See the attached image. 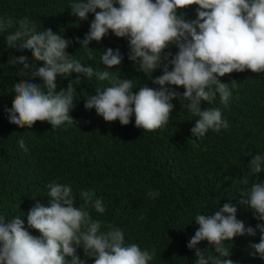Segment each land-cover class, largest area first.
Wrapping results in <instances>:
<instances>
[{"label": "clouds", "instance_id": "obj_1", "mask_svg": "<svg viewBox=\"0 0 264 264\" xmlns=\"http://www.w3.org/2000/svg\"><path fill=\"white\" fill-rule=\"evenodd\" d=\"M197 5L196 16L189 19L178 9ZM74 22L90 21L83 38L74 40L89 52L92 41L100 42L111 32L128 42V60L146 76L147 83L133 91V79L121 77L110 69L119 67L124 55L119 48L107 47L100 56L104 70L93 68L73 59L66 51L71 40L51 28L37 31L28 18L14 21L0 16V33H6V47L31 53L9 55L7 64L18 67L27 79L13 85L15 93L11 107L5 106L9 123L32 128L36 121H47L56 129L64 123L76 124L70 115L74 108V94L82 78L107 81V86L95 88V94L85 99L86 109H95L106 122L119 120L128 125L135 117V127L146 131L163 128L170 122L175 105L183 100L196 119L190 129L193 137L200 138L211 129L219 132L229 127L218 107L201 108V102L210 104L217 95L227 106L232 91L229 83L220 77L234 71L264 72V0H72L69 5ZM99 9V11L97 10ZM175 46L177 51L169 49ZM36 62H42L38 65ZM161 69L162 74L153 76ZM76 73L74 78L72 74ZM57 77L68 78L66 87L58 90ZM71 77V79H69ZM39 78L42 83L34 82ZM235 86L236 81H231ZM182 86L184 91L177 88ZM25 152L24 139L18 140ZM251 160L240 177L244 185L238 205L250 209L258 221H264V182L250 178L264 172V154H248ZM225 180L232 179L230 176ZM47 206L37 200L27 211V227L20 216L5 218L0 215V264H149L155 250L141 249L137 244H126L123 230L94 220L88 209L104 213L102 198L93 191L81 190L83 203L77 207L71 185L51 181L46 185ZM150 197L159 192L149 190ZM237 205L224 203L212 214L198 213L194 222L198 227L187 241L194 250V264H239L226 257L231 250L224 242L237 236H256L259 242L249 241L251 255L264 259V223L255 227L245 225L237 218ZM29 229L38 230L39 236ZM207 241L215 254H206L198 247ZM77 249H82L81 259ZM70 257V259H68Z\"/></svg>", "mask_w": 264, "mask_h": 264}, {"label": "trees", "instance_id": "obj_2", "mask_svg": "<svg viewBox=\"0 0 264 264\" xmlns=\"http://www.w3.org/2000/svg\"><path fill=\"white\" fill-rule=\"evenodd\" d=\"M71 2L0 0V16L14 21L28 18L37 31L51 28L72 41L66 51L73 59L100 70H104L100 60L103 50L119 48L124 60L110 71L133 79L134 92L143 83L155 87L128 60L125 38L109 32L100 42L92 41L91 58L87 50L80 48L74 38H83L94 15L89 14V20L79 22L77 27L76 17L69 9ZM196 7L177 11L194 19ZM5 35L0 33V215L20 216L27 227V211L37 200L47 206L46 185L54 180L71 185L77 207L83 203L80 191H93L105 206L102 214L88 209L94 220L101 221V231L108 224L114 225L123 230L126 244L135 243L142 250L154 249L155 256L149 264H194V250L187 247V241L198 227L195 216L212 214L229 199L237 205V218L246 226L264 223L250 209L237 204L245 187L239 180L252 158L248 154H264V72L234 71L220 77L232 91L228 105L221 104L217 95L210 104L202 101L201 108H220L229 127L219 132L209 129L200 138L193 137L190 131L198 117L181 108L180 103H187L183 100H173L170 122L154 131L135 127L134 115L128 125H121L119 120L106 122L95 109L84 107L85 99L95 94V88L107 86V81H98L95 76L91 80L82 78L74 94L75 106L70 115L77 125L64 123L51 129L47 121H36L29 129L9 123L4 107H11L13 85L28 78L18 68L22 65L7 64L8 57L26 55L31 61V53L8 49ZM169 50L177 51L175 46ZM161 74V69H157L152 75ZM76 75L73 73L72 77ZM34 82L42 83L39 78H34ZM67 83L68 78L57 77L58 90ZM177 91L184 89L180 86ZM21 137L27 152L19 147ZM226 176L233 180H225ZM253 181L264 182V172L252 176L250 184ZM149 190L159 192V196H148ZM29 231L40 235L38 230ZM259 235L257 232L254 237L237 236L225 241L231 245L227 246L231 256L225 259L239 264H264L258 254H250L253 249L249 241L259 242ZM198 247L206 254H215L207 241H201ZM77 252L86 259L82 249ZM86 264H92V259H87Z\"/></svg>", "mask_w": 264, "mask_h": 264}]
</instances>
